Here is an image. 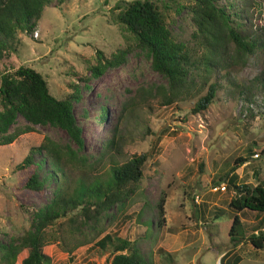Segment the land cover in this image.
<instances>
[{
    "label": "rangeland",
    "instance_id": "374dc122",
    "mask_svg": "<svg viewBox=\"0 0 264 264\" xmlns=\"http://www.w3.org/2000/svg\"><path fill=\"white\" fill-rule=\"evenodd\" d=\"M133 1L54 0L51 6L44 8L32 32L17 33L8 55L0 62V72L13 71L20 66L39 72L49 93L57 99L78 92L80 99L74 101L73 113L82 129L84 142L78 156L83 155L87 164L95 159L113 133L116 139H122L121 150L127 158L147 156L143 177L125 203L104 212L92 226L82 225L81 218L72 217L73 222L69 219L73 214H70L48 228L44 253L50 257L51 264H104L112 257V247L102 250L95 244L106 234L129 241L135 237L136 241L145 232V240L137 244L145 242L148 247L149 243L153 245L159 240L157 237L161 234L160 242L163 243L158 244L164 251L169 248L164 244L166 236L175 237L172 241L175 249L181 240L184 241V234H191L190 240L197 242L194 251L201 249L202 252V246L215 243L214 239L204 241L210 209L226 207L225 196L234 193L227 185L233 161L237 157L248 160L236 170V183L254 187L264 180V154H261L264 146V51L256 49L242 55L232 43L226 42L222 59L210 73L204 72L206 61H198L199 69L193 71L196 86L186 98L161 105V99L153 96L155 86H166V80L153 70L150 56L138 47L134 37L116 19ZM151 1L162 12L173 38L188 46L194 59L208 54L201 39L194 37L197 27L191 14L193 0ZM229 3L241 12L243 22L252 25V29L264 28V0L217 2L225 8ZM117 51L126 52L124 62L107 68L97 77L91 75L90 68L98 62L97 52L103 58H110ZM214 82L218 87L212 103L206 110L194 113L192 108L197 98ZM103 110L105 119H102ZM26 126L29 124L17 115L8 131L0 134V140ZM45 137L59 145L76 148L63 129L49 124L33 126V131L19 135L9 145H0L1 243L14 242L30 229L33 216L22 207L38 211L53 196V181L37 196L22 186L26 172L14 170L29 148L38 146ZM40 157L34 156L35 160ZM48 167L45 164V171ZM100 171L101 166H98L95 172ZM221 184L226 185L225 192L210 191ZM195 196L199 197L197 202ZM161 198L164 199L163 217L157 208ZM197 206L202 208V213ZM224 216H221L223 222ZM259 217L262 223L258 227L264 229V215ZM244 219L248 224L253 214ZM145 228L147 230L143 231ZM235 230V237L244 235L242 227L235 226ZM220 236L216 241L225 238L223 234ZM140 249L148 257L144 246ZM24 255L20 253L15 264H21ZM248 255L264 261V250L256 256L252 252ZM169 258L170 255L165 256L163 252L161 262L170 264Z\"/></svg>",
    "mask_w": 264,
    "mask_h": 264
},
{
    "label": "trees",
    "instance_id": "16d2710c",
    "mask_svg": "<svg viewBox=\"0 0 264 264\" xmlns=\"http://www.w3.org/2000/svg\"><path fill=\"white\" fill-rule=\"evenodd\" d=\"M53 1L0 0V62L8 55L17 33L32 32L44 8L51 6ZM193 1L191 14L197 27L194 37L201 39L208 53L199 60L192 57L188 46L173 38L162 12L153 1L135 0L116 18L134 37L138 47L150 56L153 70L166 80V86H155L153 96L159 97L164 106L186 98L192 92L196 86L193 71L199 69L198 61H206L203 63L204 72L210 73L217 67L225 53L226 42L232 43L236 52L242 55L253 53L256 49L264 51V28L252 29V25L243 22L241 12L234 10L232 3L227 9L220 7L218 0ZM97 54L98 62L90 68L94 77L109 67L119 66L126 56L125 51H117L110 58L101 57L99 52ZM217 87L215 82L208 85L206 93L194 103V113L208 108L215 98ZM200 89H197L198 92ZM79 99L77 91L64 99L55 98L49 93L41 74L30 67L20 66L13 71L0 72V134L8 131L17 115L29 124L4 136L0 145H9L19 135L33 131V126L49 124L63 129L76 147L62 146L45 137L38 146L30 147L15 164V171L26 172L22 185L25 190L39 196L50 181L55 183V189L51 200L42 209L32 211L22 207L24 212L33 216L31 227L24 235L15 238V241L13 239L14 242H0V264H15L22 252L25 255L21 264H51L44 247L48 244L47 230L56 220L73 214L69 217L73 222L75 219L72 217L81 218L82 225L92 226L104 212L125 203L143 177L146 154L127 158L121 150L122 139H116L114 133L91 163L87 164L83 155L78 156L84 142L82 129L73 113V103ZM105 118L106 112L103 110L102 119ZM261 154H264V146ZM35 155H40V159L35 160ZM247 161L243 157L233 161L227 185L234 194L227 207L237 213L249 211L264 215V180L254 187L236 183L235 171ZM45 164L49 165L48 171L44 169ZM98 166H101V171L96 173ZM163 205L164 199L161 198L157 208L162 217ZM217 213L222 216L225 210L220 209ZM240 225L235 216L229 231L232 241L237 238L235 226ZM236 240L241 241V238ZM248 241L256 250H264L263 231H258L257 235L252 233ZM95 246L102 250L107 246L112 247V257L104 264H144L141 249L135 240L106 234Z\"/></svg>",
    "mask_w": 264,
    "mask_h": 264
},
{
    "label": "crops",
    "instance_id": "0c3cea01",
    "mask_svg": "<svg viewBox=\"0 0 264 264\" xmlns=\"http://www.w3.org/2000/svg\"><path fill=\"white\" fill-rule=\"evenodd\" d=\"M233 194H231L230 197L225 196L226 202L224 203H226V207H223L225 209L221 208V210H225L224 222L221 216L217 213L218 210H216L215 207L211 208L210 212L208 213L211 218L208 222L209 225L208 232L204 233L205 235L204 241L208 239L211 240L214 239L215 243H217V246L214 243L211 246L204 247L205 245L203 244L204 246L202 245L201 246L203 247L204 251L201 252V249L199 248L200 252H196L194 251V248L197 242H193L190 240L191 234H184L186 235V237H184L183 239L184 241L181 240L180 244L175 249L172 248V244H173L172 241H175L174 239L175 237L172 238L166 236L164 244H167L169 248L166 249V251H164L161 250V248H159L161 244H158V243H163L162 241L160 242L162 238L160 234L157 237L159 238V240L155 241L153 245L149 243L150 246L148 247L147 243L143 241H142L143 244L142 243L140 244L141 247L144 246L146 251H148V257H146L145 255H143L144 253L142 252L143 250L141 249L144 258V264H164L161 262L163 252L165 253V256L170 255L169 258V260L171 259L170 264H264V261L261 260L260 258H251L248 255V252L254 253L255 256L256 254H259L261 252V250H256L255 248H253L250 242L248 241V238L251 236L252 233L257 235L259 230L261 231L264 230L263 228H261V226L258 227L262 223L261 217H259V215L261 214L250 213V212H241V213L233 212L231 209L227 207L230 202V199L233 197ZM209 198H213V196H210ZM214 205L218 207L217 203H214ZM196 208L200 213H202V208H204L205 211L204 205L202 208L201 207L199 208L198 206ZM249 214H253V219L249 220L248 224H246L245 223L246 220L244 218ZM235 216L238 217L239 222L241 223L240 227L244 229V235H242V237H239V239L241 238V241L236 240L237 238H235V240L232 241L229 237L230 227L232 224V220ZM247 228H250L252 231L250 230L249 232ZM146 230L147 228H145V230L143 231ZM222 234L223 236H225V238H220V240L216 241V238H218L219 235H221L220 237H223ZM141 235H142L141 238L138 239L136 238L138 244H139L138 241L145 240L144 238L146 236V233L143 232V234ZM209 235H211L214 238H212L211 236L209 237ZM131 240H135V237H131ZM199 257L200 259L198 260Z\"/></svg>",
    "mask_w": 264,
    "mask_h": 264
},
{
    "label": "built area",
    "instance_id": "2783aa9c",
    "mask_svg": "<svg viewBox=\"0 0 264 264\" xmlns=\"http://www.w3.org/2000/svg\"><path fill=\"white\" fill-rule=\"evenodd\" d=\"M35 37L38 36L37 32L34 33ZM255 157H258L259 155L258 154H255L254 155ZM210 191L213 192V193H216V192H225L226 191V185L225 184H221V185H217V186H213L212 188H210ZM199 199L198 196H195V201L197 202Z\"/></svg>",
    "mask_w": 264,
    "mask_h": 264
}]
</instances>
